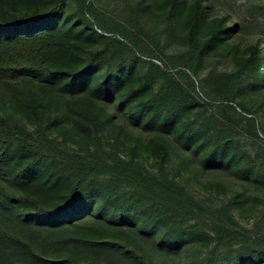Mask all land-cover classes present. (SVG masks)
Returning <instances> with one entry per match:
<instances>
[{"label": "trees", "instance_id": "16d2710c", "mask_svg": "<svg viewBox=\"0 0 264 264\" xmlns=\"http://www.w3.org/2000/svg\"><path fill=\"white\" fill-rule=\"evenodd\" d=\"M99 4L0 0V85L22 80L16 105L38 118L58 91L85 95L78 108L67 103L81 150L61 147L52 118L30 130L0 115V264H264L261 238L235 230L238 243L224 244L200 228L203 202L171 165L180 142L197 171L232 166L264 186L254 150L264 141L255 109L264 107V0H128L120 13ZM171 38L182 42L173 56ZM95 99L128 115L96 111ZM132 123L151 130L150 165L141 136L121 152ZM239 194L225 206L229 218L242 209L231 207Z\"/></svg>", "mask_w": 264, "mask_h": 264}, {"label": "rangeland", "instance_id": "374dc122", "mask_svg": "<svg viewBox=\"0 0 264 264\" xmlns=\"http://www.w3.org/2000/svg\"><path fill=\"white\" fill-rule=\"evenodd\" d=\"M99 1V8L107 13H112L111 11L113 10H115L116 13L122 12L124 6L128 2V0ZM190 1L192 0H188V2ZM236 4L240 7L243 3L238 1ZM22 8L23 10L25 9L24 7ZM31 9L33 10L34 8ZM69 12H72L71 8L69 9ZM162 25L163 24L161 23L160 27H162ZM96 46H99V44L94 43L86 47L90 50ZM181 46V41L171 38L166 43V52L169 56H173L178 52ZM165 61L168 62L169 60L165 58ZM206 70L207 67L204 68L203 72ZM170 71L175 72L176 70L171 69ZM21 82L22 80L14 81L16 84L14 87L19 89ZM2 85H0V115H12L14 118L23 121L30 130L36 129L41 120L45 121L47 124L48 118H52L54 119V122L50 125L51 127L49 126V131L52 136L57 137L63 143L61 147L68 151L82 149L83 145L81 144L83 143L78 142L80 136L76 128H74L72 120L69 118L71 113L68 111L67 103L68 100H73L74 107L78 108L81 101L85 98L83 93L72 95L70 93L58 91L53 100L45 99L43 101L44 103L37 108L38 118H36L32 113H24L16 105L15 99L12 98V92L17 91L14 87L10 89L11 86ZM93 103L95 104L94 109H96V111L97 107L101 105L103 107V112L108 113L120 107L118 114L120 116L128 115L127 107L125 105H119L115 100L103 102L95 99ZM249 103L252 107L255 106L253 99H250ZM255 109L258 110L260 119L264 122V107L260 110L257 105ZM132 124H134V127L130 126L129 130L132 133V138L131 140L125 141L121 152H125V154L129 153L130 147L134 144L135 137L141 136V146L139 149L141 160L144 164L150 165L151 160L148 156L149 147L147 146V140L149 138L148 134L151 133V130L145 129L141 123ZM114 128H117V126ZM105 129L106 135L110 134L111 139L115 140L116 132L112 131L109 125H107ZM240 137L242 144L247 145L248 149H254L252 140L246 133H242ZM257 145H261L264 149V141L258 140ZM257 145H254L256 147L254 150L262 154V169L264 170V150L259 149ZM174 146H176L178 150L174 151L172 154V168L175 173H177L181 182L191 189L194 195L203 202L206 210L204 216L208 221L206 222L204 220L202 222L201 219L200 222L202 224L200 228L208 231L217 230L221 235L223 234L224 244L229 242H232L233 244L238 243V240L233 239L232 237V235H236L235 230L250 233L264 241V186H259L257 183L255 185L252 180L248 182L245 179L246 177H243V175L238 173L232 166L231 168H226L224 165L217 163H208L205 164L207 166L206 170L199 172L186 161L183 155V144L180 142L178 144L174 143ZM5 184L10 189L18 191V188L14 183L6 182ZM237 192H240V198L233 201L231 207L235 209L236 207L238 208L241 206L242 209L237 216L229 218L226 214L227 209L225 206L229 199ZM230 237L233 240H231ZM205 243H207V241L200 243L196 250V256L206 248L204 245Z\"/></svg>", "mask_w": 264, "mask_h": 264}]
</instances>
